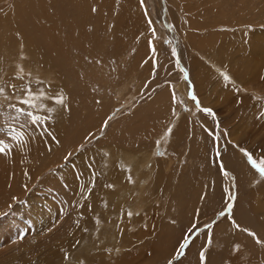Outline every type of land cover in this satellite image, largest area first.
<instances>
[{
    "label": "rangeland",
    "instance_id": "374dc122",
    "mask_svg": "<svg viewBox=\"0 0 264 264\" xmlns=\"http://www.w3.org/2000/svg\"><path fill=\"white\" fill-rule=\"evenodd\" d=\"M38 1L0 0V264H264V0ZM18 66L67 97L23 144Z\"/></svg>",
    "mask_w": 264,
    "mask_h": 264
},
{
    "label": "snow or ice",
    "instance_id": "6c2138e0",
    "mask_svg": "<svg viewBox=\"0 0 264 264\" xmlns=\"http://www.w3.org/2000/svg\"><path fill=\"white\" fill-rule=\"evenodd\" d=\"M141 3H143V0H141ZM93 11H95V9H93ZM149 24L151 25V21H149ZM173 54L175 55V50H173ZM26 75L30 76L31 73L25 74L24 69L18 66V70L14 78L22 82L20 87L18 88L15 84L8 85V87L11 88L12 94L16 97V102L9 103L7 105V109H9L10 111L7 113V123L6 125L3 126L7 128V132L5 133V135L10 136L13 140L18 141L21 144L25 143V141L23 138V133L20 131V129H23L28 125H37V124L43 125L46 120L51 119L50 116H41L35 114V111L44 108L43 103H38V101H42L43 99H50L54 101L56 105L62 106L65 109H67V104H66L67 97L64 96L62 92L58 93L55 96H46V93L43 91V89H41L37 94L31 88L30 83L26 81ZM222 75L226 81L229 80V77L226 74H222ZM186 78L187 77L185 76V79ZM37 83L43 84L44 82L37 81ZM0 95L5 96V98H8L6 96L5 86H0ZM189 96L192 100L196 101V97L192 95L191 92H189ZM173 99L175 100V96H173ZM196 106L200 111H203L208 115H212V110L208 108H200L198 101ZM53 111H55V109L53 108L47 109L48 113H52ZM4 115L5 112L3 110V106H0V116H4ZM16 125H19V128H17ZM169 131L171 130L169 129ZM10 148L11 145L5 143L3 139H0V154L8 155L9 152H6V149L10 151ZM241 151L243 152V155L247 158V162L250 164V166L259 173V176L261 178H264V157H261L260 162L258 163L253 158V155L251 153H249L244 149H241ZM221 171L224 173V175L226 176L228 175V173L224 171L223 165H221ZM108 187H111V185H108ZM230 199H235V196L234 195L231 196ZM227 209L229 211L232 209L231 203L227 205ZM128 215L131 216L132 213L129 212ZM234 226L238 227V225H234ZM207 227L211 228V225H208ZM243 231L247 232L249 236L256 238L255 233L247 229H243ZM212 242H213L212 234L210 232L205 246L201 249L199 253L200 264H207L206 253L209 247L211 246ZM256 243L261 244L264 242H261L258 238H256ZM188 245H189V237L186 235L183 241L179 243L177 254L174 256L173 259L179 261L180 257L184 255V250L187 248ZM238 247L239 245L236 246V248ZM168 264H173V260H169Z\"/></svg>",
    "mask_w": 264,
    "mask_h": 264
},
{
    "label": "bare ground",
    "instance_id": "6f19581e",
    "mask_svg": "<svg viewBox=\"0 0 264 264\" xmlns=\"http://www.w3.org/2000/svg\"><path fill=\"white\" fill-rule=\"evenodd\" d=\"M39 1H40V0H39ZM39 1H38V2H39ZM68 1H69L71 4H73V3L75 2V0H68ZM77 1H78V0H77ZM77 1H76V2H77ZM81 1H82V0H81ZM65 2H66V0H65ZM40 3L42 4V6H44V2H43V0H41ZM66 5H67V4H66ZM73 5H74V4H73ZM15 6H16V5H15ZM84 8H85V7H84ZM95 8H96L97 10H99L97 7H95ZM27 10H29V9H27ZM81 10H82V9H81ZM89 11H90V10H89ZM35 12H37V11H35ZM44 12H45L44 10H39V11L37 12V14H38L39 16H41L40 13H44ZM10 14H11V13H10ZM61 15H62V14H61ZM57 21H58V20H57ZM53 24H54V23H53ZM42 25H43V24H40L39 27L42 28ZM50 25H52V24H50ZM50 25H49V26H50ZM56 25H57V24H56ZM58 25H59V24H58ZM63 25H64V24H63ZM50 27H52V26H50ZM67 27H68V26H67ZM72 27H73V26H72ZM64 28H65V27H64ZM68 28H69V27H68ZM32 30L34 31L35 29L32 28ZM67 30H68V29H67ZM40 32H41V31H40ZM71 32H72V31H71ZM50 35H51V34H50ZM73 35H74V34H73ZM77 35H78V34H77ZM21 36H22V35H21ZM27 37H28V36H27ZM15 38H16V37H15ZM32 38H33V37H32ZM49 38H50V37H49ZM73 38H74V37H73ZM28 40H29V39H28ZM42 40H43V39H42ZM42 40H41V41H42ZM48 40H49V39H48ZM48 40H47V41H48ZM50 40H51V39H50ZM68 40H69V38H68ZM68 40L60 39V40H59L60 45H61V42H62V43H66ZM30 41H31V40H30ZM42 43H43V42H42ZM49 43H50L49 41L46 42V44H49ZM82 43H83V42H82ZM75 44H78V43H77V39L72 40V41H69V44H68V45L72 46V45H75ZM79 44H80V42H79ZM86 44H87V42H86ZM42 46H44V45L42 44ZM42 46H41V47H42ZM20 47H21V45H20ZM47 47H48V46H47ZM49 47H50V46H49ZM53 47H54V46H53ZM53 47H52V48H53ZM46 49H47V48H46ZM48 50H49V49H48ZM48 50H46V51H48ZM49 51H50V50H49ZM56 52H57V51H56ZM58 52H59V51H58ZM195 53H196V52H195ZM53 54H54V53H53ZM55 54H56V53H55ZM202 55H203V54H202ZM39 56H40V55H39ZM48 56H49V54H48ZM53 56H55V55H53ZM203 60H204V59H203ZM220 66H221V65H220ZM163 142H164V141H163ZM137 180H138V179H137ZM137 180H136V181H137ZM138 181H140V180H138Z\"/></svg>",
    "mask_w": 264,
    "mask_h": 264
}]
</instances>
